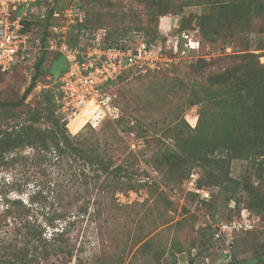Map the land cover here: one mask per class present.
Masks as SVG:
<instances>
[{
	"label": "rangeland",
	"instance_id": "1",
	"mask_svg": "<svg viewBox=\"0 0 264 264\" xmlns=\"http://www.w3.org/2000/svg\"><path fill=\"white\" fill-rule=\"evenodd\" d=\"M80 1L82 20L66 30L69 42L77 41L73 45L113 32L119 33L122 44L143 37L158 42L165 33L176 34L182 22L198 47L181 53L180 38L179 53L168 66L125 72L114 99L122 121L107 120L77 131L65 126L69 134L85 145L94 143L116 166L127 165L132 173L131 188L103 191L90 184L72 203L68 233L73 249L66 264L255 262L264 255V151L253 154L251 143L240 141L253 125L231 129L218 119L219 113H205L199 125L201 105L187 107L186 100L193 92L222 93L235 101L236 119L249 124L255 117L254 123L264 127V89L258 86L264 79V9L248 0ZM66 2L51 0V5ZM41 21L36 17L30 29L28 58L0 72V102L19 99L30 82L33 63L44 47ZM224 22H230L232 31H212ZM58 55L45 52L44 71L21 106H0V129L33 118L42 107V93L54 86L59 75L52 65L64 61ZM45 113L41 111L35 126H53ZM236 135L241 139L236 140ZM15 154L31 158L33 150L18 147L6 158ZM21 164L0 165V264L11 254L4 252V246L23 244L24 224H40L51 237L53 228L46 223L50 205L43 207L32 195L43 186L44 193L53 196L49 184L66 183L65 169L47 162L36 166L30 160L25 167ZM14 200L23 204L19 216ZM82 205L87 211L74 217ZM242 214L253 216L252 229L233 231L229 238L214 237L218 223L240 220ZM64 224L56 220L57 227Z\"/></svg>",
	"mask_w": 264,
	"mask_h": 264
},
{
	"label": "trees",
	"instance_id": "2",
	"mask_svg": "<svg viewBox=\"0 0 264 264\" xmlns=\"http://www.w3.org/2000/svg\"><path fill=\"white\" fill-rule=\"evenodd\" d=\"M248 1L249 3L254 4L256 8L264 9V0ZM37 4H43L47 7V12L45 13L44 18L41 19L43 31L40 37V44L44 45L46 37L49 34L48 28L56 21V19L52 16V9L60 8L65 6V4L60 7L52 6L51 0H38ZM78 5L81 10L80 0L78 1ZM158 14L163 15L165 13L160 12ZM35 20L36 17L33 16L24 22L23 30L27 32L29 36L30 29L33 27ZM221 28L232 31L230 22L222 23L219 28L213 26L212 31L215 33L217 29ZM185 29L186 27L181 22L176 30L182 41L186 40L184 35H189V32ZM261 29L264 30V24L262 25ZM104 38V44L109 46L126 47L131 44L118 43L119 33L117 32L106 33ZM139 40L150 42L153 41L154 38L149 39V37H143ZM73 42L76 43V39L73 41L71 40L70 43L72 44ZM45 52L47 51L43 50V48L39 51L38 56L33 63L34 70L30 77V82L25 87L21 97L15 101H2L0 102V106L13 109L18 108L23 104L27 95L35 86L39 76L44 71L43 64ZM57 58L63 57L58 55ZM201 64L205 65L206 61H202ZM52 68L56 69L60 74L66 68V63L63 61V63L60 65L53 64ZM124 76L125 75H122L118 79L117 86L115 87L116 94L118 93L119 86L124 81ZM258 86L259 89H264V79L261 80ZM52 89L53 87L42 93L41 102H43V105L40 107V109L34 111L33 118L27 119V121H24L17 126H12L10 129H0V165H14L17 162H22L21 165L24 166L27 164V161L30 160L36 166L43 162H47L53 167H58L59 170H67L66 173H63L66 174V183H56L54 181L49 184L50 186H48V191L53 193V196H49L44 193L43 186H39L34 195H32V200L39 201L43 207L50 205L48 209L50 210L49 212L51 214L47 213L46 223L53 228L51 237H46L44 229L40 224L37 226H32V224L29 222L26 225L24 224L25 229L23 234L24 238L22 241L23 244L19 247L4 246L5 253L7 250L6 254L11 252V254L8 255L9 258L4 261L5 264H66L69 258L72 256L73 249V245L68 233L70 231L71 224H73V221L69 219V217L72 215V203L80 199L84 190H89L90 184L103 191L105 189L107 191L111 188L116 190H125L131 188L129 181L132 173L127 170V165H125L124 169L120 166H116L112 157L109 156L106 151L99 149L97 145H94V143L91 142H89L88 145H85L84 140L80 141L75 137V135L68 133L65 123L61 121L54 113L55 104L52 97ZM194 104H200L202 107L197 121L199 125L201 123V118L205 113H207L209 116L219 113L217 115L218 119L226 122V124H228L231 129L238 128L239 130H242V128L251 126L250 124L257 126L258 128L251 126L252 128H250V131L247 133L244 139H241L238 135H236V140L241 139L240 141L244 143L250 142V147L253 154H263V125L254 123L257 119L255 117H251L253 120L251 119L249 124L245 121V119H236L234 114L235 112L233 113L232 111L235 107V101H233L227 95L222 93H215L212 95L208 92L202 94L193 92L186 100V106L190 107ZM212 108H214V110ZM209 109L213 110V113H209ZM42 110H45V116L50 118V120L53 122L52 127L39 128L35 126V121L39 120L41 117L40 113ZM120 118L121 116H119L116 120L122 121V118ZM258 142L260 143L258 144ZM18 147L30 148L33 150V156L29 158L24 154H15L6 158V154L8 152H13V149ZM64 163L67 165V169L64 166L62 167ZM39 183H42V181H39ZM69 193H71V197L67 196ZM48 197L52 199L49 202H47ZM62 201H64V203H62ZM14 203L18 209L23 205L19 200H14ZM79 211L80 212H78L77 215L73 216L79 217L83 215L87 211V206H79ZM17 212L19 216L23 211H20L19 209ZM94 213H96V210ZM9 214L12 215V211ZM56 220H63L65 224L61 227H57ZM60 255H62L61 258H59ZM51 256L56 257V259L51 260ZM247 264H264V255L257 257L255 262L249 261Z\"/></svg>",
	"mask_w": 264,
	"mask_h": 264
},
{
	"label": "built area",
	"instance_id": "3",
	"mask_svg": "<svg viewBox=\"0 0 264 264\" xmlns=\"http://www.w3.org/2000/svg\"><path fill=\"white\" fill-rule=\"evenodd\" d=\"M38 0H0V71L8 70L29 56L30 36L24 22L30 17L44 18L47 7ZM79 0H67L65 6L52 9L56 19L49 28L43 49L61 55L66 68L57 76L52 89L54 113L65 126L75 131L89 126L96 128L107 120H116L120 109L114 103L115 87L120 76L129 70L149 71L168 66L179 53L178 33L164 39L147 42L139 40L126 47L104 44L105 34L89 42L71 44L66 34L72 23L81 19ZM184 49H195L197 41L184 35ZM74 131V132H75ZM237 219L221 221L214 237L229 238L228 233L254 227L253 216L242 214ZM226 239L229 243L230 240ZM230 256V254H229Z\"/></svg>",
	"mask_w": 264,
	"mask_h": 264
}]
</instances>
